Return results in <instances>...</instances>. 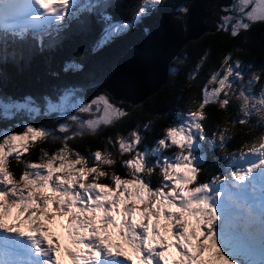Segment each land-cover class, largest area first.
Returning <instances> with one entry per match:
<instances>
[{
    "label": "snow or ice",
    "instance_id": "1",
    "mask_svg": "<svg viewBox=\"0 0 264 264\" xmlns=\"http://www.w3.org/2000/svg\"><path fill=\"white\" fill-rule=\"evenodd\" d=\"M114 6L0 0V68L56 51L77 28L100 27L84 59L62 64L72 79L38 99L0 90V120L16 121L0 127V264H264V64L234 56L241 47L213 63L205 49L182 73L187 57L174 56L169 74L186 75L189 107L149 144L150 122L121 131L131 112L103 87L111 68L89 66L88 56L154 16L182 32L201 18L194 4L170 0H137L126 20L114 18ZM217 7L222 38L247 40L264 26V0ZM211 107L224 116L210 122Z\"/></svg>",
    "mask_w": 264,
    "mask_h": 264
},
{
    "label": "trees",
    "instance_id": "2",
    "mask_svg": "<svg viewBox=\"0 0 264 264\" xmlns=\"http://www.w3.org/2000/svg\"><path fill=\"white\" fill-rule=\"evenodd\" d=\"M189 0H170L171 4L179 5L187 3ZM115 5L109 9L115 19L126 20L128 14L137 3V0H112ZM168 17L154 16L137 26L128 34L118 38L116 41L108 45L100 52L88 56V64L99 70L111 68V74L116 68L118 60L139 40H141L147 31H151L160 25V23ZM147 29V31H145ZM100 34L99 25L92 23L87 28H77L63 46L54 52H44L35 55L29 61L17 64H8L0 68V90L7 93L14 99L23 97L25 94H31L39 98L40 94L49 91L51 86L61 82L62 80L72 79L73 77L65 75L61 71V66L68 59H84L90 50L92 43ZM241 38L230 40L222 38L215 30L206 32L198 39L191 40L182 48L183 51L179 55L187 57V67L182 68V73H186L189 67L196 64L197 59L202 52L207 49L210 52V61L218 62L220 56L230 51L233 47H241L245 49L243 53H233L238 56L245 64H252L258 67L264 64V26H255L250 33L247 34L248 39ZM208 65H205L207 69ZM51 72L60 73V79L50 75ZM108 79V78H107ZM107 79L104 81L106 82ZM186 75L179 77L168 76L166 83L161 89L148 97L142 103L134 105L129 111L130 119L125 121L121 126V131H127L130 127L137 124L143 126L145 123H152L154 130L152 133H145L147 142L150 144L154 135H158L160 127L164 124L171 123L172 118L178 110L187 109L189 107L188 99L191 89L186 86ZM103 82V83H104ZM202 83V82H201ZM138 106V107H137ZM210 122H215L218 118L224 116L223 112H219L216 108L207 109ZM16 121L9 120L3 122L0 120V127L5 124H13ZM45 123L48 121L36 120L35 123ZM50 126V125H49ZM18 131V129H13ZM96 142L91 143V147H96ZM76 150L86 152L88 148L83 142H78L73 146ZM38 155V148L30 149V159L35 160ZM23 158V157H22ZM211 161H209V164ZM13 171L19 174L20 167L16 168L10 164ZM207 167V165H206Z\"/></svg>",
    "mask_w": 264,
    "mask_h": 264
},
{
    "label": "water",
    "instance_id": "3",
    "mask_svg": "<svg viewBox=\"0 0 264 264\" xmlns=\"http://www.w3.org/2000/svg\"><path fill=\"white\" fill-rule=\"evenodd\" d=\"M230 2L189 0L187 3L194 4L201 22L192 30L182 32L169 18L163 20L118 60L114 73L103 83V87L116 98H122L127 110L154 94L165 84L172 58L187 42L215 30L217 17L213 11L218 12V5Z\"/></svg>",
    "mask_w": 264,
    "mask_h": 264
},
{
    "label": "rangeland",
    "instance_id": "4",
    "mask_svg": "<svg viewBox=\"0 0 264 264\" xmlns=\"http://www.w3.org/2000/svg\"><path fill=\"white\" fill-rule=\"evenodd\" d=\"M118 2H120V0H118ZM171 63H172V62H171ZM116 65H117V64H116ZM113 73H114V72H113ZM113 73H112V74H113ZM168 76H169V69H168ZM109 77H110V76H109ZM167 78H168V77H167ZM165 83H166V82H165ZM160 89H161V88H159V90H160ZM159 90H157V91H159ZM157 91H156V92H157ZM151 95H153V94H151ZM151 95H150V96H151ZM150 96H149V97H150ZM146 99H147V98H146ZM146 99H145V100H146ZM145 100H143V101H145ZM143 101H142V102H143ZM142 102H140V103H142ZM3 122H5V121H3ZM45 122H46V120H45ZM46 123H47V122H46ZM12 165H13L14 168H16V164H15V163H12ZM12 170H13V169H12ZM14 172H15V171H14ZM15 173L17 174V172H15ZM53 231L56 232L57 234H59V231H60V230H59L58 227H54V228H53ZM113 242L116 243V242H118V241L116 240V238H113Z\"/></svg>",
    "mask_w": 264,
    "mask_h": 264
},
{
    "label": "bare ground",
    "instance_id": "5",
    "mask_svg": "<svg viewBox=\"0 0 264 264\" xmlns=\"http://www.w3.org/2000/svg\"><path fill=\"white\" fill-rule=\"evenodd\" d=\"M62 243H63V241H62ZM130 254V253H129Z\"/></svg>",
    "mask_w": 264,
    "mask_h": 264
}]
</instances>
